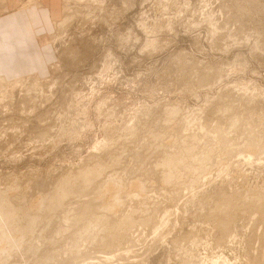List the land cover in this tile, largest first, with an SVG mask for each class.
Here are the masks:
<instances>
[{
    "label": "rangeland",
    "instance_id": "obj_1",
    "mask_svg": "<svg viewBox=\"0 0 264 264\" xmlns=\"http://www.w3.org/2000/svg\"><path fill=\"white\" fill-rule=\"evenodd\" d=\"M0 199V264H264V0H0Z\"/></svg>",
    "mask_w": 264,
    "mask_h": 264
},
{
    "label": "bare ground",
    "instance_id": "obj_2",
    "mask_svg": "<svg viewBox=\"0 0 264 264\" xmlns=\"http://www.w3.org/2000/svg\"><path fill=\"white\" fill-rule=\"evenodd\" d=\"M61 24H62V23H61ZM61 24H60V25H61ZM60 25H59V23H58L57 26L60 27ZM168 161H169V160H168ZM166 162H167V160H166ZM84 176H85V175H84ZM108 180H109V179H108ZM64 183H65V182H64ZM61 187H62V186H61ZM61 189H62V188H61ZM67 192H68V191H67ZM63 193H64V192H63ZM2 195H3V194H2ZM1 198H2V197H1ZM60 198H61V197H60ZM0 200H1V199H0ZM6 200H7V199H6ZM1 202H2V200H1ZM10 205H11V204H10ZM5 208H6V207H5ZM10 209H12V208H10ZM21 209H23V208H21ZM2 210H3V209H2L1 206H0V221H1L2 218H3V219L8 218V219H6V220H8V221L11 220V219H10V216H9V217L6 216V215H8L9 213L7 212V213H8V214H7V213L5 212V214H4L3 212H4L5 210H4V211H2ZM6 210H7V209H6ZM225 210H226V209H225ZM11 212H12V211H11ZM10 214H11V213H10ZM12 216H13V215H12ZM14 216H15V215H14ZM13 219H14V218H13ZM11 221H12V220H11ZM2 223H3V222H2ZM4 223H5V222H4ZM5 226H6V228H7V227H9L10 225H9V226H8V225H5ZM2 228L6 230V228H5L4 226H3ZM0 232H1V233H2V232L5 233L4 230H3V231L0 230ZM6 232H7V230H6ZM10 232H11V231H10ZM10 232H9V234H10ZM85 233H86V232H85ZM1 235H2V237H3V239H4V238H5V235H4V236H3V234H1ZM1 235H0V236H1ZM6 236H9V235H8V232H7V235H6ZM9 238H10V236H9ZM6 239H7V238H6ZM6 239H5V240H6ZM7 240H8V239H7ZM13 241H14V240H13ZM1 244H2V243H1ZM2 249H3V248H2ZM1 255H2V253H1ZM0 260H1V259H0ZM3 261H4V260H3ZM1 262H2V260H1ZM1 264H2V263H1Z\"/></svg>",
    "mask_w": 264,
    "mask_h": 264
}]
</instances>
